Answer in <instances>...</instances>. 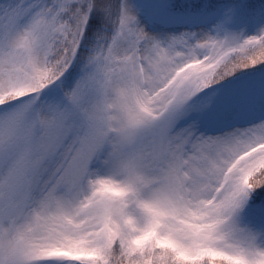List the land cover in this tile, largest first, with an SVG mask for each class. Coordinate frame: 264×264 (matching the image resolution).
Masks as SVG:
<instances>
[{
	"label": "snow or ice",
	"instance_id": "6c2138e0",
	"mask_svg": "<svg viewBox=\"0 0 264 264\" xmlns=\"http://www.w3.org/2000/svg\"><path fill=\"white\" fill-rule=\"evenodd\" d=\"M0 264H264V0H0Z\"/></svg>",
	"mask_w": 264,
	"mask_h": 264
}]
</instances>
